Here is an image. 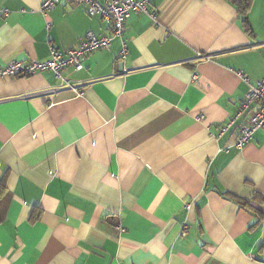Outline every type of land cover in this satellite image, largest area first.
I'll return each instance as SVG.
<instances>
[{"label": "crops", "instance_id": "1", "mask_svg": "<svg viewBox=\"0 0 264 264\" xmlns=\"http://www.w3.org/2000/svg\"><path fill=\"white\" fill-rule=\"evenodd\" d=\"M41 1L0 0V64L109 31ZM148 10L126 19L123 56L115 38L60 77L0 76V264H264V128L233 146L264 79V0Z\"/></svg>", "mask_w": 264, "mask_h": 264}, {"label": "built area", "instance_id": "2", "mask_svg": "<svg viewBox=\"0 0 264 264\" xmlns=\"http://www.w3.org/2000/svg\"><path fill=\"white\" fill-rule=\"evenodd\" d=\"M61 0H42L40 10L45 12L51 9ZM74 4L83 5L87 14L99 15L108 27V33L96 35L87 31L84 38L76 45L65 50L55 47L50 48V55L45 60L30 59L28 61L10 60L0 64V76L25 77L41 71H53L56 77H60L61 71L66 66L80 68L83 59L92 51L108 50L113 39H120V54L123 56L127 50L126 40L123 38L125 22L132 11L148 13L153 19L155 15L148 10L149 0H70ZM5 11V10H4ZM239 77L248 82V78L240 71ZM249 88L235 113V116L245 114V121L240 126V134L233 142V146L241 148L247 143L254 132L264 128V79L257 80L254 84L248 83ZM66 86L73 89L76 96H82L83 91L66 82ZM230 124V123H229ZM220 127L223 132L227 126ZM117 232L124 231L120 223L114 226ZM184 230L186 227L184 226Z\"/></svg>", "mask_w": 264, "mask_h": 264}, {"label": "trees", "instance_id": "3", "mask_svg": "<svg viewBox=\"0 0 264 264\" xmlns=\"http://www.w3.org/2000/svg\"><path fill=\"white\" fill-rule=\"evenodd\" d=\"M231 2L235 5L239 14L245 15L251 0H231ZM5 193H6L5 180L1 179L0 180V207H3L5 203V199H4V197L6 196ZM245 203L246 202H243V204ZM3 212H4V209L0 208V218L3 215Z\"/></svg>", "mask_w": 264, "mask_h": 264}]
</instances>
